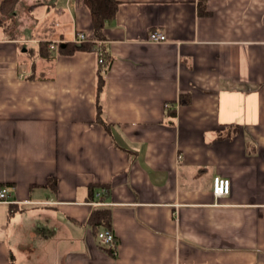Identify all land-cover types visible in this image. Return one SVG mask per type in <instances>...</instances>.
Listing matches in <instances>:
<instances>
[{
	"label": "crops",
	"instance_id": "crops-1",
	"mask_svg": "<svg viewBox=\"0 0 264 264\" xmlns=\"http://www.w3.org/2000/svg\"><path fill=\"white\" fill-rule=\"evenodd\" d=\"M116 1L0 11V264H264V0Z\"/></svg>",
	"mask_w": 264,
	"mask_h": 264
},
{
	"label": "trees",
	"instance_id": "trees-1",
	"mask_svg": "<svg viewBox=\"0 0 264 264\" xmlns=\"http://www.w3.org/2000/svg\"><path fill=\"white\" fill-rule=\"evenodd\" d=\"M85 4L91 11L92 23H93V31L94 37L97 40H101L103 38L104 30L106 23L110 21L118 10V2L116 0H84ZM17 0H3L0 4V11L4 16L10 15L15 8ZM1 25V20H0ZM83 47V46H82ZM94 46L89 44L88 48L91 49ZM78 46H73L71 48H67L64 52L65 54H70L74 52ZM106 62V57L104 56V63L100 66L98 83L99 90H101L102 85L104 84V65ZM100 109V108H99ZM91 223L95 226H104L109 229L111 225V213L107 209L95 211L91 217ZM101 232L97 230L96 234Z\"/></svg>",
	"mask_w": 264,
	"mask_h": 264
},
{
	"label": "built area",
	"instance_id": "built-area-1",
	"mask_svg": "<svg viewBox=\"0 0 264 264\" xmlns=\"http://www.w3.org/2000/svg\"><path fill=\"white\" fill-rule=\"evenodd\" d=\"M87 41V36L83 33H80L77 35V42L78 43H84ZM149 41L153 43H161L166 41V36L163 33L160 32H152L149 36ZM99 55V63H104V53L100 50L98 52ZM167 108H171L170 104H167ZM231 191V184L230 181L227 179H222L220 177H216L213 182V192L216 197L226 196L229 195ZM9 199V193L6 188H3L0 190V202L2 203H8ZM100 244L103 247L108 248L113 254H116L117 252V239L115 234L110 231H101L98 233L97 236Z\"/></svg>",
	"mask_w": 264,
	"mask_h": 264
},
{
	"label": "rangeland",
	"instance_id": "rangeland-1",
	"mask_svg": "<svg viewBox=\"0 0 264 264\" xmlns=\"http://www.w3.org/2000/svg\"><path fill=\"white\" fill-rule=\"evenodd\" d=\"M1 24L3 25V26H5V27H8L9 25H8V20L7 19H5V20H1Z\"/></svg>",
	"mask_w": 264,
	"mask_h": 264
}]
</instances>
